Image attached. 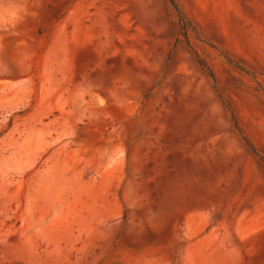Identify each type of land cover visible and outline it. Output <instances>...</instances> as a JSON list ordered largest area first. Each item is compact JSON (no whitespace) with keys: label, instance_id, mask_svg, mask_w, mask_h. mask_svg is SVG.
Listing matches in <instances>:
<instances>
[{"label":"rangeland","instance_id":"obj_1","mask_svg":"<svg viewBox=\"0 0 264 264\" xmlns=\"http://www.w3.org/2000/svg\"><path fill=\"white\" fill-rule=\"evenodd\" d=\"M0 0V264H264V0Z\"/></svg>","mask_w":264,"mask_h":264},{"label":"trees","instance_id":"obj_2","mask_svg":"<svg viewBox=\"0 0 264 264\" xmlns=\"http://www.w3.org/2000/svg\"><path fill=\"white\" fill-rule=\"evenodd\" d=\"M169 3H170V5L175 9L174 1H173V0H169Z\"/></svg>","mask_w":264,"mask_h":264}]
</instances>
